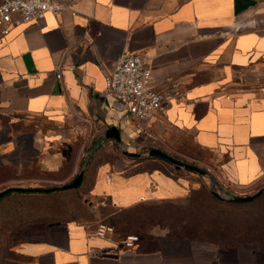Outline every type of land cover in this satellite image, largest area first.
<instances>
[{
  "label": "crops",
  "instance_id": "0c3cea01",
  "mask_svg": "<svg viewBox=\"0 0 264 264\" xmlns=\"http://www.w3.org/2000/svg\"><path fill=\"white\" fill-rule=\"evenodd\" d=\"M60 2L61 14L0 35V118L12 126L28 119L53 125L49 131L35 125L28 142L0 143V170L9 167L14 174L1 183H69L83 162L68 155L64 140H83L82 150L91 143L92 150L107 144L118 150L114 139L105 138L116 127L121 143L134 152L168 126L215 155L223 188L244 194L264 184V0ZM125 53L144 56L152 88L168 97L145 132L104 96L106 74ZM118 164L94 166L89 188L92 197L106 198L116 209L184 198L198 187L160 169L129 173ZM63 172L49 180L38 175ZM11 233L22 264H264L254 244L174 238L159 227L130 249L123 239L100 237L72 220L27 222Z\"/></svg>",
  "mask_w": 264,
  "mask_h": 264
},
{
  "label": "rangeland",
  "instance_id": "374dc122",
  "mask_svg": "<svg viewBox=\"0 0 264 264\" xmlns=\"http://www.w3.org/2000/svg\"><path fill=\"white\" fill-rule=\"evenodd\" d=\"M1 124V133H0V143L8 139H16L17 141L22 138L27 139L26 135L32 136V130L35 129V125L43 127L46 131L48 129H53V125L49 124L46 120H25L17 123L12 126L10 120L2 116L0 118ZM27 126H26V125ZM145 127L147 123L144 122ZM49 131V130H48ZM152 137H148L149 141L145 145L137 146L134 150V153L142 154L140 157H127L121 152L114 153L112 151L113 146L107 144L99 152L97 150H92L91 147L93 143L89 146L84 147L82 150L83 140H76L70 138L64 140L63 145L67 149L68 155H72L73 160L79 156L80 164L88 158H92L95 153L96 157L99 160H112L115 163L119 162V168L126 166L129 168V173L143 170V169H160L166 173H171L175 176H180L188 179L190 182L196 183L197 188H202L204 191L209 193L211 196L210 189L213 185V181L216 182L220 187L221 180L218 171V161L215 158V155L206 150L200 149L193 139L178 131L172 130L168 126H163V128L156 129ZM151 149H160L170 155L172 158L188 165L196 166L207 173V175L198 174L184 168H177L172 163L161 162V161H152L148 160L146 153ZM93 152L92 155L90 153ZM90 155V157H89ZM19 160V159H18ZM19 162V161H18ZM69 166H67L68 170ZM8 169L3 172V175L0 176V181L3 177H8ZM42 176L44 180L52 179V177H63L64 172L61 175H49V174H38ZM74 180V179H73ZM72 180V181H73ZM71 181V182H72ZM69 182V183H71ZM1 183V182H0ZM66 183V184H69ZM0 184V191L7 189L6 185ZM43 188H53L58 186H64L66 184H52V183H43ZM89 182H86L83 189L78 191L69 192L64 194L59 199L50 198V200L44 201H34V202H20L14 199H8L3 201L0 204V264H22V260L17 258L14 254L11 253V250H16L18 247L17 243L9 237L12 233L17 232L20 227L27 222H45L47 224H63L67 221H76L77 223L84 224L90 229L97 230L100 224H104L107 227H111L113 232L111 233L115 238L123 239L129 235H138L137 227H133L128 233H120L115 228V225L112 224L111 220L121 216L124 213L122 209H115L109 204L107 200H99L92 197L89 194ZM262 186L254 190H241V192L246 191L244 194H240L238 191L225 187L223 188L228 194L244 197L251 196L261 189ZM86 192V193H84ZM220 203L213 202L212 204H204L207 209L208 214H217L221 213L222 217L229 218L232 220H237L247 214L253 215V218H257L264 214V193L257 197L255 202L252 203H242L243 205L232 206L228 202H223L213 196ZM93 202V203H92ZM59 210H69L68 216H60L56 211ZM17 212L16 216H13V213ZM119 228H125L122 222L118 223ZM140 238L141 234H139ZM255 237V234H253ZM125 237V238H126ZM255 247L259 245L254 244Z\"/></svg>",
  "mask_w": 264,
  "mask_h": 264
},
{
  "label": "trees",
  "instance_id": "16d2710c",
  "mask_svg": "<svg viewBox=\"0 0 264 264\" xmlns=\"http://www.w3.org/2000/svg\"><path fill=\"white\" fill-rule=\"evenodd\" d=\"M104 147H101L97 152H99ZM112 151L114 153H119L116 148H112ZM95 155L89 162L88 166L90 170L88 169L89 172L85 173L80 187L66 191H53L49 193L12 192L1 198L0 204L8 199H14L26 203L50 200V198L53 199L55 197L56 199H59L64 196V194L83 189L86 182L90 183V188V171L93 169V167L102 162L115 163L112 160H99V158H97ZM148 160L167 162L163 159L154 157H149ZM6 169H8V173L10 175L8 177H3L0 182L14 176V174L12 173V169L9 167L2 168L0 170V176L3 175V172H5ZM166 174L174 176L176 178L180 177L175 176L171 173ZM97 199L101 201L107 200L109 202V200L106 198ZM256 200H254L253 202H255ZM213 202H217L218 204L220 203L213 196L199 187L196 189H191L189 194L184 198H174L156 202H145L137 204L130 208L122 209L124 210V213L121 216H118L117 218L111 220V222L113 225H115V228L118 230L117 232H120L122 234L128 233L133 229V227H137L138 231L136 233H138V235L141 234V237L148 238L151 235V229L159 227L168 229L169 236L174 238L198 240L216 243L222 246L240 247L244 244H257L259 245V251L264 253V214L257 218H253V215L247 214L237 220H232L222 217L221 213L208 214L204 204H212ZM230 205L236 206L243 204ZM56 212L60 216H68V214L70 213L69 210H59ZM16 215L17 212H14L13 216ZM121 222L127 227L119 228L118 223ZM253 234H255V237L253 236ZM124 235L125 236L122 237L123 240L126 237V234ZM11 253L15 255L14 250H11Z\"/></svg>",
  "mask_w": 264,
  "mask_h": 264
},
{
  "label": "built area",
  "instance_id": "2783aa9c",
  "mask_svg": "<svg viewBox=\"0 0 264 264\" xmlns=\"http://www.w3.org/2000/svg\"><path fill=\"white\" fill-rule=\"evenodd\" d=\"M64 6L60 0H0V35L6 36L20 24L41 23L48 14L59 15ZM58 79L62 73L58 72ZM152 72L144 56L125 53L106 74L104 96L112 100L117 108L125 112L134 128L145 132L144 122L162 111L168 97L152 88ZM129 149L131 144L124 145ZM113 229L100 224L96 235L104 237ZM140 242L139 235H129L123 240L126 248H133Z\"/></svg>",
  "mask_w": 264,
  "mask_h": 264
},
{
  "label": "water",
  "instance_id": "95a60500",
  "mask_svg": "<svg viewBox=\"0 0 264 264\" xmlns=\"http://www.w3.org/2000/svg\"><path fill=\"white\" fill-rule=\"evenodd\" d=\"M105 138L106 139L107 138L108 139H114L117 142L118 151L127 157H140V156H142V154L130 152L128 149L125 148V146L121 143L120 132L116 127L110 128L106 132ZM92 154H93V152L90 153V155H92ZM90 155H89V157H90ZM146 156L154 157V158H160V159H163L169 163L174 164L177 168H184V169L190 170L192 172H196L198 174L207 175V173L205 171H203L202 169H200L196 166L184 164V163L172 158L170 155H168L167 153H165L164 151H162L160 149H151L146 153ZM89 159L90 158L85 160V163L82 166V170L77 175V177L69 184H66L64 186L53 187V188H7L3 191H0V199L6 195L12 193V192L49 193V192H53V191H66V190H70V189H76V188L80 187V185L82 184L84 174H85L86 165H87V162L89 161ZM210 191L213 194V196H215L217 199H219L223 202H228V203H233V204H242V203H250L254 199H256L257 197H259L262 193H264V186L261 187V189L259 191H257L255 194H253L251 196L240 197V196L228 194L222 187H220L216 182L213 181V185H212Z\"/></svg>",
  "mask_w": 264,
  "mask_h": 264
}]
</instances>
